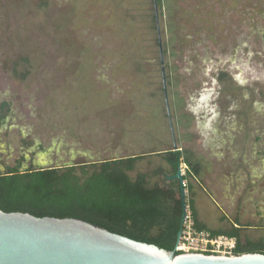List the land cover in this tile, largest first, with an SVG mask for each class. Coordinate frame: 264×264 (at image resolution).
Returning a JSON list of instances; mask_svg holds the SVG:
<instances>
[{"label":"rangeland","instance_id":"1","mask_svg":"<svg viewBox=\"0 0 264 264\" xmlns=\"http://www.w3.org/2000/svg\"><path fill=\"white\" fill-rule=\"evenodd\" d=\"M2 116V168L150 155L135 177L176 144L198 219L264 241V0H0Z\"/></svg>","mask_w":264,"mask_h":264},{"label":"trees","instance_id":"2","mask_svg":"<svg viewBox=\"0 0 264 264\" xmlns=\"http://www.w3.org/2000/svg\"><path fill=\"white\" fill-rule=\"evenodd\" d=\"M155 1L162 7L164 0ZM163 54H167V48L163 47ZM0 122H5L4 116ZM158 155L167 168L159 167L152 174L137 173L135 177L131 174L137 171L138 163L150 155L47 168L25 167L20 161L4 168L0 165V210L36 217L75 218L176 252L183 203L180 183L172 177L183 164L187 166L188 177H198L202 167L191 160L189 151L179 147ZM156 177L160 181H153ZM190 207L198 230H207L213 236L237 237L236 255L264 254L262 239L244 238L241 227L210 229L198 219L194 201Z\"/></svg>","mask_w":264,"mask_h":264},{"label":"water","instance_id":"3","mask_svg":"<svg viewBox=\"0 0 264 264\" xmlns=\"http://www.w3.org/2000/svg\"><path fill=\"white\" fill-rule=\"evenodd\" d=\"M160 56L163 62L161 43ZM172 178L181 187L182 226L187 204L181 167ZM181 234L182 229L177 242ZM0 264H264V254H176L79 219L0 210Z\"/></svg>","mask_w":264,"mask_h":264},{"label":"built area","instance_id":"4","mask_svg":"<svg viewBox=\"0 0 264 264\" xmlns=\"http://www.w3.org/2000/svg\"><path fill=\"white\" fill-rule=\"evenodd\" d=\"M187 166H181L183 177H186ZM186 188V180L183 183ZM238 247L237 237L218 235L213 236L207 230H198L191 207L186 208V217L182 225V234L176 245V252L181 254L197 253L203 255H214L234 257Z\"/></svg>","mask_w":264,"mask_h":264},{"label":"flooded vegetation","instance_id":"5","mask_svg":"<svg viewBox=\"0 0 264 264\" xmlns=\"http://www.w3.org/2000/svg\"><path fill=\"white\" fill-rule=\"evenodd\" d=\"M18 161H20V162L23 164V166H25V167H30V166L34 165V166H36V167L44 168V166H43L42 163H40L41 165L37 166L34 162H29V161H28V158L25 157V156H24L23 159H19ZM18 161H17V162H18ZM17 162H16V163H17ZM16 163H15V164H16ZM187 173H188V170H187ZM187 173H186V176H187ZM181 229H182V226H181Z\"/></svg>","mask_w":264,"mask_h":264},{"label":"crops","instance_id":"6","mask_svg":"<svg viewBox=\"0 0 264 264\" xmlns=\"http://www.w3.org/2000/svg\"><path fill=\"white\" fill-rule=\"evenodd\" d=\"M234 227H240L238 223H235Z\"/></svg>","mask_w":264,"mask_h":264}]
</instances>
